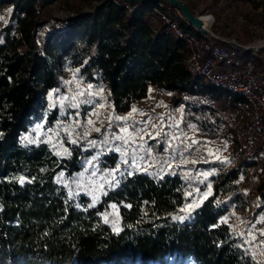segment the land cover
Returning a JSON list of instances; mask_svg holds the SVG:
<instances>
[{"label": "trees", "instance_id": "16d2710c", "mask_svg": "<svg viewBox=\"0 0 264 264\" xmlns=\"http://www.w3.org/2000/svg\"><path fill=\"white\" fill-rule=\"evenodd\" d=\"M5 2L13 5V22L0 36V264H256L223 219L227 206L243 198L232 184L234 171L213 176V193L189 212L181 211L189 180L171 170L124 172L117 186L106 188L107 194L89 207L92 198L72 181L98 152V170L116 166L117 152L101 144L117 132L115 125L109 129L104 122L100 132H90L77 144H69L63 132L71 156H57L48 143L22 142L30 134L32 117L60 85L62 53L72 49L71 59L81 55L77 65L84 81L93 90L102 86L117 114L145 97L149 85L162 93L176 91L174 105L223 104L221 90L185 69L186 45L173 37L155 10L167 13L172 6L165 1L101 0L94 12L60 18L46 10V0ZM178 24L193 32L182 21ZM67 29L82 34L81 42H68ZM57 32H62L61 39ZM255 67H264V61L257 58ZM86 110L55 104L46 124H74L69 117L76 112L74 119L83 125ZM84 130L76 132L82 135ZM91 140L96 147L89 145ZM242 162L257 173L264 151L255 145ZM20 176L31 182L21 185L14 179ZM257 190L264 203V187ZM110 204L117 206L115 212H109ZM114 223L119 233L113 231Z\"/></svg>", "mask_w": 264, "mask_h": 264}, {"label": "rangeland", "instance_id": "374dc122", "mask_svg": "<svg viewBox=\"0 0 264 264\" xmlns=\"http://www.w3.org/2000/svg\"><path fill=\"white\" fill-rule=\"evenodd\" d=\"M100 1L101 0H46V10L53 16L65 18L66 16L76 15L79 12H94V7ZM184 1L197 14L206 12L212 13L215 21L210 28L211 32L225 40H233L243 46H248L256 40H264V0ZM166 11L169 15L175 16L178 21H182L184 25L187 26L182 17L177 15V11L174 7L168 8ZM12 15L13 5L5 2V0H0V17H3V19H0V36L1 30L13 22ZM66 32L68 42L74 40L76 43H80L83 39V35L79 32H72L70 29H67ZM56 34L59 39L63 36L62 32H57ZM60 53L62 52L59 51L58 54ZM72 53L73 49L67 50V53H62L60 59V85L58 88L54 89L58 91L54 92L51 99H49V94L47 95L46 106L39 109L38 113L31 119L30 133L34 138H36V135L32 130L35 129L38 124L43 125L44 132L49 128H57L58 123H55L53 127L47 126L46 117L53 108L50 107V105L56 104L61 106L57 101L58 96L71 95L72 90L76 88V83H66L74 79V74L75 80L81 85V88H86L88 84H91L90 82H85L84 75L77 71L80 68V65H77V60L81 55H77L75 59H71L70 54ZM51 92H53V90ZM174 94H176V91L168 93L158 92L155 86L152 87V85H150L148 86L145 97L133 101L129 110L125 113L117 114L113 112L111 104L107 99L106 91L103 89V98L95 97L93 98V105L81 104L78 109L88 108L84 113V123L90 118L95 121V127L99 128L104 122L108 121L107 117L109 115L126 116L131 111L132 107L135 106L145 115H141L140 112H137L134 114V119L136 121H148L147 125L140 124L137 125V127L145 128L147 132H151L153 135L160 130V118L163 116L164 127L161 135L157 136L156 139H150L148 136H145V140L147 141L145 147L151 148V156L149 157L146 153L141 152L140 155L145 156V159L139 160L138 162L142 166H147L148 164H153L154 158L155 163L148 171L151 174H162L165 171L171 170L180 172L184 176L187 174L189 177H197L196 179H188L189 184L185 188V193L192 192L193 195L191 197H186V202L182 208H184L186 204H190L193 200H195L197 204H200V197H202L204 192L209 190V184H211L212 194V177L216 176L218 172L234 171L236 176L232 180V184L243 193V198L227 206V213L224 215L223 219H226L231 231L237 236L235 239L242 245L244 252L247 254L249 253L252 258L253 252H255V263L264 264V248L258 244V241L264 240V236L260 235V231L264 230V203L261 201V196L257 190L258 185L264 187V162H259L257 173L252 174L247 163L238 162L235 158L234 149L237 139L231 130L233 118L239 116V112L235 108V101L228 104L224 97L225 102L223 104L213 100L210 103L196 104L195 106L189 105L186 102L174 105L171 102ZM99 104H103L105 107H97ZM94 110L100 113L99 117L95 115L90 116V113ZM73 114H71L69 118L76 121L74 116L76 118L77 113L75 112ZM123 123L122 121L113 122V125L117 128V132ZM128 123L131 124V121H128ZM152 124H156L157 128H152ZM168 125L173 126L169 127ZM190 125L193 127H189ZM165 133H167V135H165ZM172 136H178L179 139L174 140ZM44 138L47 139V136H44ZM60 138L63 139L62 130ZM193 140L197 141V143L193 144ZM169 143L172 144V148H169ZM188 145H191V147H188ZM109 146L111 147V145ZM117 154V164H120V172L116 173V179L124 172H142L136 171L131 167V157H129L128 164H123L121 162L120 153L117 152ZM184 161H187V163ZM193 161H195V163H192ZM167 165H171V168H167ZM116 166L114 168H116ZM162 168L164 170H162ZM108 169L113 168H104L100 171ZM199 173H210V175L205 179L203 176H198ZM89 175L90 172L85 173L84 183H87ZM241 177L243 179H241ZM109 179L111 178L109 177ZM97 180H99V176H97ZM196 189H199V192H196ZM90 197L92 198L91 195ZM220 199L224 202L226 200L225 197H221ZM205 200L206 199L203 201ZM236 204L245 205V207L238 212L234 209V205ZM111 205L113 204L109 205V212H115L116 209L110 207ZM113 226L117 227V223H114ZM250 228L256 235V242L245 244L244 241L249 239L247 233ZM241 232L244 233L243 236L240 235ZM181 264L192 263L184 261Z\"/></svg>", "mask_w": 264, "mask_h": 264}, {"label": "built area", "instance_id": "2783aa9c", "mask_svg": "<svg viewBox=\"0 0 264 264\" xmlns=\"http://www.w3.org/2000/svg\"><path fill=\"white\" fill-rule=\"evenodd\" d=\"M155 10L165 20L173 37L186 45L183 64L190 76L221 90L228 104L235 101L239 116L233 118L231 130L237 139L234 149L236 160L242 162L255 145L264 151V67H255L257 58L264 61V45L254 47L251 51L241 44L242 47L222 45L219 42H224V38L211 31L212 36H208L195 30L177 9V15L193 32L179 26L175 16ZM206 15L211 20V28L215 19L212 13L206 12ZM248 168L253 171V167ZM243 207L245 205H234L238 212ZM229 230L232 237L236 238L230 227Z\"/></svg>", "mask_w": 264, "mask_h": 264}, {"label": "snow or ice", "instance_id": "6c2138e0", "mask_svg": "<svg viewBox=\"0 0 264 264\" xmlns=\"http://www.w3.org/2000/svg\"><path fill=\"white\" fill-rule=\"evenodd\" d=\"M10 11V10H9ZM0 19H3V17H0ZM79 71V70H77ZM66 83L72 84L76 83V88L72 90L71 95H65V96H58L57 101L58 103L63 107L66 102L67 106L71 108H79L81 104H89L93 105L94 104V99L95 97H101L103 98V88L102 86L97 89L93 90L94 86L91 84H88L86 88H81V85L76 82L75 80V74H74V79L72 81H67ZM58 90H53V92L49 93V99L53 97L54 92H57ZM151 91V89H150ZM54 105H50V107H53ZM99 108H104L105 105L99 104L97 105ZM140 112L141 115H145L141 110L137 109L135 106L132 107L131 111L126 115V116H113L109 115L107 117L108 120V128L111 129L113 126V122H124L122 126L119 127L118 132L113 133L110 137L105 136L103 141L101 142L102 145H111L110 151H117L120 153L121 156V162L123 164H128L129 163V157H131V167H133L136 171H142L147 173L149 171V168L153 166L155 163V159L153 158V164H148L147 166H142L138 161L139 160H144L145 156L140 155L141 152H144L147 154V156H151V148L148 147L146 148L145 145L147 141L145 140V136H148L150 139H156L157 136L161 135V132L163 131V116H161V125H160V130L153 135L151 132H147L145 128H140L137 127V125L144 124L147 125L148 121H136L134 119V114ZM79 115V113H77ZM91 115H95L99 117L100 113L98 111H92L90 113ZM128 121H131V124L128 123ZM169 127H172L173 125H168ZM85 128L83 131L82 135L78 132H76L77 129L79 128ZM152 128H157L156 124L151 125ZM193 127V126H189ZM61 130L64 132V136L67 139V142L69 144H77L80 139H85L89 136L91 131H96L100 132V128L95 127V121L92 119H88L83 125L80 123V121L76 120L74 124H69V125H63L58 122L57 128L52 129L49 128L47 129L46 132L43 131V125L38 124L36 125L35 129L32 130L33 133H35L36 137H40L42 134L44 136H47L46 140H41L38 138H34L32 134L30 133L29 135H25L22 137V142H26L27 144H33V143H48L52 147L53 151L57 156H71V152L69 151L68 148L64 147V140L60 138V133ZM74 133L76 134L74 136ZM167 135V133H165ZM172 139L176 140L179 139L178 136H172ZM55 141V142H53ZM119 142V143H115ZM89 145L92 147L97 146V142L95 140L88 141ZM193 144L197 143V141L193 140ZM172 144L169 143V148H172ZM188 147H191V145H188ZM59 149H62L60 151ZM211 154V153H210ZM100 153L98 152L96 156H94L91 160L86 161L88 167L84 169V172H81L78 174L79 179L73 180L72 183L77 184V187L81 188V190L86 191L87 194L92 196V204L89 205V207H93L99 200V197L101 195H106L107 192L105 191V188H114L117 186L119 181L116 179V173L120 172V164H117L116 168L113 169H108L104 171H100L97 168V162L99 160ZM219 158V157H217ZM187 163V161H184ZM192 163H195L193 161ZM167 168H171V165H167ZM162 170H164L162 168ZM43 171V170H42ZM90 175L87 178V183H84V177L85 173H89ZM133 172H127V175L131 176L133 175ZM124 174L121 173V176ZM210 175V173H199L198 176H203L205 179H207V176ZM64 174H60V178L57 179V183L62 182ZM97 176H99V180H97ZM109 177L111 179H109ZM161 179L163 177H160ZM186 179H196V176L189 177L187 174L185 176ZM21 185L24 183L28 182L30 183L31 181L26 180V177L20 176V177H15ZM241 179H243L241 177ZM203 182V181H201ZM67 185V182H64ZM208 191L204 192L202 194V197H200L201 203L203 202L204 199H207L209 195H211V184L208 185ZM196 192H199V189H196ZM70 197L73 195L70 192ZM193 195L192 192H186L185 196L186 197H191ZM79 207V205H77ZM113 209H116V205H111ZM130 207V205H128ZM199 207V204L196 203L195 200H193L190 204H186L181 211L184 212H189L191 209ZM105 223H108L107 219V214H105ZM186 217L185 216H174V220H184ZM224 222H227L226 219ZM113 231L119 233L121 229L118 227H113ZM241 236L244 235L243 232L240 233ZM260 235L264 236V230L260 231ZM247 236L249 239H246L244 241L245 244H252L253 242H256V235L250 228L248 230ZM258 244L264 248V240L258 241ZM256 258V253L253 252V259L255 260Z\"/></svg>", "mask_w": 264, "mask_h": 264}, {"label": "water", "instance_id": "95a60500", "mask_svg": "<svg viewBox=\"0 0 264 264\" xmlns=\"http://www.w3.org/2000/svg\"><path fill=\"white\" fill-rule=\"evenodd\" d=\"M122 1L127 3L141 2V3H149V4H157L160 1H165L169 3L172 7L176 8L181 13L184 20L188 24H190L195 30H198L200 33L204 35L212 36L210 31L202 27V23L198 14L195 13L184 0H122ZM224 43L242 47L233 40H225ZM244 48L247 51H251L252 49H254L253 46H245Z\"/></svg>", "mask_w": 264, "mask_h": 264}, {"label": "bare ground", "instance_id": "6f19581e", "mask_svg": "<svg viewBox=\"0 0 264 264\" xmlns=\"http://www.w3.org/2000/svg\"><path fill=\"white\" fill-rule=\"evenodd\" d=\"M198 16L201 20L202 23V27L207 29L208 31H211L210 29V25H211V20L210 18L206 15V13H198ZM260 45H264V40H256L255 42L251 43L248 46H253V47H257Z\"/></svg>", "mask_w": 264, "mask_h": 264}, {"label": "crops", "instance_id": "0c3cea01", "mask_svg": "<svg viewBox=\"0 0 264 264\" xmlns=\"http://www.w3.org/2000/svg\"><path fill=\"white\" fill-rule=\"evenodd\" d=\"M150 86V85H149ZM152 87H154L153 85H152Z\"/></svg>", "mask_w": 264, "mask_h": 264}]
</instances>
